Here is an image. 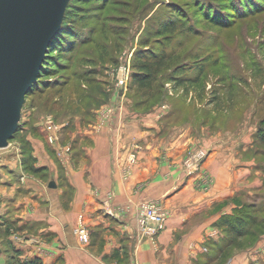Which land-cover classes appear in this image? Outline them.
<instances>
[{
  "label": "rangeland",
  "instance_id": "obj_1",
  "mask_svg": "<svg viewBox=\"0 0 264 264\" xmlns=\"http://www.w3.org/2000/svg\"><path fill=\"white\" fill-rule=\"evenodd\" d=\"M64 16L65 43L48 52L54 62L43 76L38 74L36 81L42 82L25 96L19 131L0 148V159L7 158L12 167L19 157L20 176H9L11 182L26 177L22 175L30 165L23 152L32 137L39 139L53 164L63 166L79 149V131L120 129L137 118L141 125L160 130V155L166 159L168 146L173 145L176 157L181 155L177 163L182 173L193 176L208 157L210 147L205 144H221L231 151L237 140L231 139L232 133L261 126L264 0H69ZM156 54L167 55L170 61L143 95L130 76L135 64L152 61ZM171 74L199 78L197 83L179 85L170 81ZM198 152L204 157L190 174L187 161ZM130 160L136 157L131 155ZM260 161L264 165V157ZM40 172L28 173L35 174L45 189H56L46 186L48 180H56ZM256 201L253 209L260 211L263 206ZM150 203L165 212L164 228L152 237L137 230V241L153 247L166 229L169 213L159 200H146L138 210ZM20 206L11 199L0 202V222L8 230L14 228V214L6 213ZM2 238L0 264H25L5 246L8 236ZM209 250L204 253L208 264H229L227 254L212 261L219 247ZM247 264H264V257Z\"/></svg>",
  "mask_w": 264,
  "mask_h": 264
},
{
  "label": "crops",
  "instance_id": "obj_2",
  "mask_svg": "<svg viewBox=\"0 0 264 264\" xmlns=\"http://www.w3.org/2000/svg\"><path fill=\"white\" fill-rule=\"evenodd\" d=\"M241 129L232 133L237 140L231 151L205 144L208 157L193 176L182 173L173 145L166 159L160 155V130L137 118L120 129L79 131V149L64 167L53 164L32 137L35 165L40 175L47 172L56 180L51 181L56 189H45L28 172L22 175L26 180L11 182L9 176H20L19 157L14 167L1 157L0 202L11 199L22 206L6 213L14 214V228L0 222V242L8 236L5 246L25 264H208L204 253L220 246L232 247L226 263L258 261L264 257V233L254 241L219 226L254 199L263 206L264 219V145L256 143V128ZM22 190L27 194L20 197ZM146 200H159L169 213L153 247L137 241L138 207ZM77 227L86 228V244L73 234Z\"/></svg>",
  "mask_w": 264,
  "mask_h": 264
},
{
  "label": "water",
  "instance_id": "obj_3",
  "mask_svg": "<svg viewBox=\"0 0 264 264\" xmlns=\"http://www.w3.org/2000/svg\"><path fill=\"white\" fill-rule=\"evenodd\" d=\"M68 2L0 0V148L18 129L25 96L60 30Z\"/></svg>",
  "mask_w": 264,
  "mask_h": 264
},
{
  "label": "trees",
  "instance_id": "obj_4",
  "mask_svg": "<svg viewBox=\"0 0 264 264\" xmlns=\"http://www.w3.org/2000/svg\"><path fill=\"white\" fill-rule=\"evenodd\" d=\"M66 10V8H65ZM65 13V11H64ZM65 19V16H63ZM64 19L61 24L60 30L55 34V36L52 38L48 50L45 56V59L43 61L42 67L40 69L39 75L43 76V74L46 72L47 67L51 66L52 62V55L48 53L51 49H53L55 46H60L62 43H65V39L62 38L66 34V27L64 26ZM163 31L165 30L162 28ZM64 34V35H63ZM170 61V58L167 55H161L158 57V54H156L155 59L152 61H141L137 64H135V68L133 69V73L130 76L131 83L134 84V86L137 88L138 91H145L143 95L148 94L150 92V89L153 88L154 83L156 82L157 76L161 74L162 70L166 68L168 65H165L167 62ZM173 74V73H172ZM172 74L168 77L171 82L182 85V84H189V83H197L198 82V76L191 78L186 77L184 75H180L179 77L172 76ZM173 78V79H171ZM42 82L41 80L36 81L33 83L28 93L33 91V87L39 85V83ZM222 99V98H221ZM228 103V101L226 102ZM216 111H222V108H219L220 106L215 105ZM236 105L233 106L231 109H228L229 111H233L235 109ZM259 126L256 129L255 137L257 141H259V145H264V118L259 121ZM20 127L18 126V129L15 133L19 131ZM14 133V134H15ZM14 134L11 138L14 137ZM261 134V135H260ZM10 138V139H11ZM9 139V140H10ZM27 149L24 150L23 154L25 156L24 162L28 165H30L29 168H26V171H32L34 173L40 172L41 168H38L35 165V159L31 155V148L30 143L26 142ZM250 210L251 213H249ZM261 211H257L253 209V206H246L242 208V211H236L235 215L232 217H225L219 222V226L227 225L228 229L232 232L236 233L237 235H242L244 237H250L254 241H256L261 234L264 233V219L261 218V214L259 213ZM259 215V216H258ZM232 250L231 246H220L219 247V256H223L227 254V256L230 254ZM219 257V258H220ZM30 264H39L35 261Z\"/></svg>",
  "mask_w": 264,
  "mask_h": 264
},
{
  "label": "built area",
  "instance_id": "obj_5",
  "mask_svg": "<svg viewBox=\"0 0 264 264\" xmlns=\"http://www.w3.org/2000/svg\"><path fill=\"white\" fill-rule=\"evenodd\" d=\"M203 157V152H198L190 156V159L187 161V169L190 174L195 173L197 170L196 168H198L200 164L199 161H201ZM165 216V212L162 211L157 204H145L138 210L136 219L137 230L141 235L144 234L152 237L164 228ZM73 234L78 237L79 241L83 244H86L89 240V235L85 227L75 228Z\"/></svg>",
  "mask_w": 264,
  "mask_h": 264
}]
</instances>
